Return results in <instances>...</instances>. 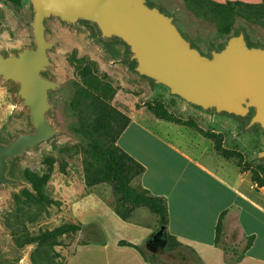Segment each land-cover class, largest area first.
<instances>
[{
  "label": "rangeland",
  "instance_id": "rangeland-1",
  "mask_svg": "<svg viewBox=\"0 0 264 264\" xmlns=\"http://www.w3.org/2000/svg\"><path fill=\"white\" fill-rule=\"evenodd\" d=\"M146 1L150 6H155L166 15L172 16L183 36L202 54L209 55L210 51L220 49L226 42V38L217 33L215 22L196 16L186 6L184 0ZM213 1L218 3L242 1L251 4L260 2V0ZM31 22L30 0H21L18 6L1 0L0 52L9 54L24 47H33ZM233 31L236 34L242 32L246 42L252 47H264V23H250L241 17H235ZM45 38L53 42L54 46L47 52L50 65L44 77L60 85L56 91L49 94L53 107L47 118L55 125L58 133L39 144L34 150H28L10 161L8 175L17 179L19 184L0 187V264H62L64 257L61 255L64 254V250L76 241L75 234H69L59 239V245L42 248L41 253L36 256L33 246L20 248L15 236L21 232L34 236L69 223L67 207L64 204L66 201H62L63 190L71 184L76 186L83 184L82 151L86 148L87 142L77 131L78 118L71 103L76 89L81 85L79 71L86 62L94 64L97 76L104 77L105 81L118 88L116 101L113 99L112 105L129 117L138 122H164L155 119L143 107L145 102L161 101L177 117L184 120L193 119L203 129L221 132L224 146L236 149L243 156L242 166H247L243 171L245 182L248 183L249 180V169L256 165H264V158L258 159L256 156L264 149V133L258 127L253 126L246 130L247 119L202 111L171 95L166 87L156 85L152 80L140 76L134 70V63L129 61L127 47L119 40H102L94 26L88 23L69 25L56 18L45 20ZM12 89L10 84H3L0 80L2 143L9 142L18 132L32 131L27 112L18 108L13 100ZM138 109L144 110V113L138 112ZM48 159L53 161L52 169L48 181L41 184L46 201L28 206L15 203V195L20 196L23 189L31 191L26 176L40 181L47 174ZM235 163L233 159L227 161L225 165L239 171ZM96 191L109 205L114 202V195L109 186L101 185ZM48 200L54 203L48 204ZM137 212L149 220H157V217L145 208ZM137 219L143 221L145 217L137 216ZM82 230L89 232L91 228L85 226ZM79 241L85 239L81 238ZM140 247L148 259L153 257L157 259L156 264H199L192 250L183 246L176 251L170 250L166 245L165 233L162 238L152 239ZM31 258H34V261Z\"/></svg>",
  "mask_w": 264,
  "mask_h": 264
},
{
  "label": "water",
  "instance_id": "water-1",
  "mask_svg": "<svg viewBox=\"0 0 264 264\" xmlns=\"http://www.w3.org/2000/svg\"><path fill=\"white\" fill-rule=\"evenodd\" d=\"M33 47L0 52V80L10 84L15 104L27 112L31 132L0 142V187L18 185L9 177L10 161L34 150L58 131L47 116L49 94L60 85L44 77L53 46L45 38V20L88 23L102 40H119L134 70L170 94L202 111L247 119L245 129L264 133V47H251L244 34L229 37L218 50L202 54L183 36L172 16L146 0H30ZM264 158V149L257 153ZM160 227L152 239L164 236Z\"/></svg>",
  "mask_w": 264,
  "mask_h": 264
},
{
  "label": "crops",
  "instance_id": "crops-1",
  "mask_svg": "<svg viewBox=\"0 0 264 264\" xmlns=\"http://www.w3.org/2000/svg\"><path fill=\"white\" fill-rule=\"evenodd\" d=\"M129 119L117 145L144 167L137 183L165 198V234L192 250L201 264H264V188H257L250 178L245 182L244 172L227 167L228 160L216 155L211 142L193 129L166 121ZM63 200L69 223L82 228L92 225L96 231L77 232L76 241L61 255L62 264H150L133 247L118 244L142 246L152 241L159 226L157 220L137 212L142 208L136 209L131 220L123 221L82 183L65 187ZM222 212L226 254L214 244ZM249 236H254L253 242L243 251Z\"/></svg>",
  "mask_w": 264,
  "mask_h": 264
},
{
  "label": "trees",
  "instance_id": "trees-1",
  "mask_svg": "<svg viewBox=\"0 0 264 264\" xmlns=\"http://www.w3.org/2000/svg\"><path fill=\"white\" fill-rule=\"evenodd\" d=\"M3 1L18 6L21 0ZM184 2L196 16L214 21L217 33L224 36L226 40L236 35L234 31L232 32V24L235 17H241L250 23H264V0H260L257 4L242 1L218 3L213 0H184ZM247 44L252 47L251 44ZM79 75L81 85L74 93L71 106L78 118L79 128L77 131L87 141L86 148L82 151V178L85 190L98 194L96 191L97 187L101 185L109 186L114 195V202L110 206L119 219L123 221L131 220L136 209L145 208L150 214L157 217L158 226L165 228L168 223L165 198L151 194L137 183L139 177L145 171L144 167L117 145L118 137L130 122L126 114L112 105V100L118 88L105 81L104 77L97 76L95 74V66L91 62L84 64L79 71ZM143 107L159 120L193 129L211 142L212 150L216 155L228 161L234 159L239 171L243 172L247 168V166H242L244 162L240 152L223 146L224 137L222 133L203 130L193 119L184 120L177 117L169 111L163 102L158 100L145 102ZM52 164L53 161L48 159L47 174L40 181L31 176H26V181L31 191L23 189L20 196H14L15 203H23L28 206L46 201L41 184L48 181ZM248 171L251 183L255 184L257 188H264V165H256ZM98 195L103 200L105 199L102 195ZM47 203L51 204L54 201L48 200ZM224 213L220 214L215 227L214 244L219 247L223 254H226L228 247L224 240L222 225ZM88 227L91 228V231H96L92 225ZM82 229L79 225L65 223L34 236L29 235L27 232H21L15 238L20 248L33 246V252L38 256L42 248H53L59 245L58 241L61 237L76 234ZM253 239L254 236L246 238L243 251L251 246ZM165 240L167 247L172 251L182 247L169 234H165ZM118 244L133 247L147 262L156 264L157 259L154 257L148 259L142 247L125 241H119ZM31 259L34 261V258ZM199 264L201 263L199 262Z\"/></svg>",
  "mask_w": 264,
  "mask_h": 264
},
{
  "label": "flooded vegetation",
  "instance_id": "flooded-vegetation-1",
  "mask_svg": "<svg viewBox=\"0 0 264 264\" xmlns=\"http://www.w3.org/2000/svg\"><path fill=\"white\" fill-rule=\"evenodd\" d=\"M50 101V100H49Z\"/></svg>",
  "mask_w": 264,
  "mask_h": 264
}]
</instances>
